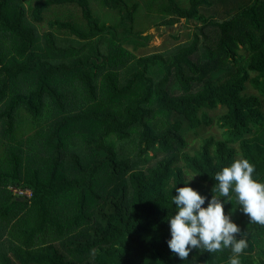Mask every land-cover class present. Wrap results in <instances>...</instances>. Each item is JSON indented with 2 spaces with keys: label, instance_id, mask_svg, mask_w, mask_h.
<instances>
[{
  "label": "trees",
  "instance_id": "trees-1",
  "mask_svg": "<svg viewBox=\"0 0 264 264\" xmlns=\"http://www.w3.org/2000/svg\"><path fill=\"white\" fill-rule=\"evenodd\" d=\"M143 1L0 0V264H229L230 248L172 253L167 219L175 187L195 176L207 207L237 158L264 182V0L222 20L200 12L209 0ZM180 19L196 22L187 44L140 57L124 47L149 39L136 22ZM217 107L218 136L189 151ZM229 197L236 238L247 233L240 264H264V225Z\"/></svg>",
  "mask_w": 264,
  "mask_h": 264
},
{
  "label": "clouds",
  "instance_id": "clouds-1",
  "mask_svg": "<svg viewBox=\"0 0 264 264\" xmlns=\"http://www.w3.org/2000/svg\"><path fill=\"white\" fill-rule=\"evenodd\" d=\"M254 170V165L243 157L223 167L215 174L218 186L212 189V192H218L219 195H212L207 207H202L206 197L188 186L195 176L185 186L175 187L177 195L172 197V202L176 214H171L167 219L171 235L168 246L171 252L186 260L193 249L214 253L230 248L233 255L229 257V264H240L239 256L248 246L247 233H241L240 238H236L240 229L232 222L231 214L225 215L226 201L220 197L230 200L229 190L232 188L240 208L248 215L250 222L264 225V182L253 178Z\"/></svg>",
  "mask_w": 264,
  "mask_h": 264
},
{
  "label": "rangeland",
  "instance_id": "rangeland-1",
  "mask_svg": "<svg viewBox=\"0 0 264 264\" xmlns=\"http://www.w3.org/2000/svg\"><path fill=\"white\" fill-rule=\"evenodd\" d=\"M211 2V5L208 7L202 6L200 9V12L205 16H212L215 20H222L223 18L227 17L228 14H230V11L234 9L240 0H209ZM136 2H140V0H136ZM141 5L145 1L141 0ZM241 2H246L241 1ZM50 12V11H49ZM74 12V19L78 18L80 15V12L78 9H73ZM140 12H143V9L140 10ZM48 13V12H47ZM45 14L46 19L49 18V13ZM44 22L41 24L38 28L40 33L46 31L48 29L47 25ZM137 23V24H136ZM135 26H141L136 27L137 30L141 32V36H149V39L144 44H124V47L131 51L136 57L149 55L152 53H160V54H166L170 52L171 50L180 47L182 45L187 44L190 41V34L192 33V30L194 29V26L196 25L195 21H189L185 22L182 19L175 22L172 27H167L165 25H157L154 24H148V21L141 20L140 22H136ZM76 40L72 39L69 36L63 35L61 36L60 45L61 44H67V43H75ZM104 47H101L103 49ZM202 58V51L199 49L196 54L194 55V60L200 61ZM133 67H129L128 71H124L120 73V79L119 82L122 84L124 80L128 77V72ZM174 77L172 76L169 82L170 89L172 88V93H179L180 90L175 87L174 85ZM174 85V86H173ZM136 93H140L141 87H135ZM221 108L217 107L216 109L212 111H207L206 114L209 118H211L212 124L209 126H206L204 129H201L197 134H189L186 138L187 142V149L190 151L192 149H197L201 137L208 136V135H215L218 136L219 129L216 126L215 120L217 115L221 113ZM2 159H0V162Z\"/></svg>",
  "mask_w": 264,
  "mask_h": 264
},
{
  "label": "built area",
  "instance_id": "built-area-1",
  "mask_svg": "<svg viewBox=\"0 0 264 264\" xmlns=\"http://www.w3.org/2000/svg\"><path fill=\"white\" fill-rule=\"evenodd\" d=\"M12 194L18 197H26L29 198L31 196V191L29 189H19L10 187Z\"/></svg>",
  "mask_w": 264,
  "mask_h": 264
},
{
  "label": "water",
  "instance_id": "water-1",
  "mask_svg": "<svg viewBox=\"0 0 264 264\" xmlns=\"http://www.w3.org/2000/svg\"><path fill=\"white\" fill-rule=\"evenodd\" d=\"M19 201H22L23 199H18Z\"/></svg>",
  "mask_w": 264,
  "mask_h": 264
}]
</instances>
